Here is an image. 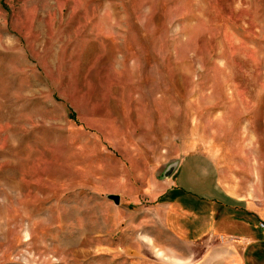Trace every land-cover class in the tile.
I'll list each match as a JSON object with an SVG mask.
<instances>
[{"label": "rangeland", "instance_id": "374dc122", "mask_svg": "<svg viewBox=\"0 0 264 264\" xmlns=\"http://www.w3.org/2000/svg\"><path fill=\"white\" fill-rule=\"evenodd\" d=\"M190 155L264 214V0H0V264H264L167 230Z\"/></svg>", "mask_w": 264, "mask_h": 264}, {"label": "crops", "instance_id": "0c3cea01", "mask_svg": "<svg viewBox=\"0 0 264 264\" xmlns=\"http://www.w3.org/2000/svg\"><path fill=\"white\" fill-rule=\"evenodd\" d=\"M175 176L165 185L161 194L165 201L159 208L165 227L178 243L201 245L211 241L203 258L231 239H236L232 244L236 249L244 248L240 244L246 242L250 246L264 243L260 203L226 187L214 161L190 155L179 162ZM216 256V260H227L223 255ZM242 258L240 253H233L230 262L237 264ZM256 258L263 262L264 254Z\"/></svg>", "mask_w": 264, "mask_h": 264}, {"label": "built area", "instance_id": "2783aa9c", "mask_svg": "<svg viewBox=\"0 0 264 264\" xmlns=\"http://www.w3.org/2000/svg\"><path fill=\"white\" fill-rule=\"evenodd\" d=\"M260 228H261V230H262L263 233H264V223H263V222L260 223Z\"/></svg>", "mask_w": 264, "mask_h": 264}, {"label": "water", "instance_id": "95a60500", "mask_svg": "<svg viewBox=\"0 0 264 264\" xmlns=\"http://www.w3.org/2000/svg\"><path fill=\"white\" fill-rule=\"evenodd\" d=\"M115 200L118 202V198L117 197H115Z\"/></svg>", "mask_w": 264, "mask_h": 264}]
</instances>
